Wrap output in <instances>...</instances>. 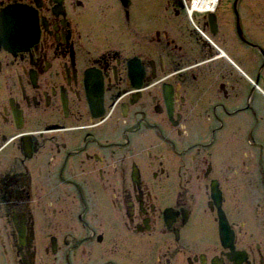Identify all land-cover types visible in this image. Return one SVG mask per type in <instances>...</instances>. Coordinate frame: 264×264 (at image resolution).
Returning <instances> with one entry per match:
<instances>
[{"label":"flooded vegetation","instance_id":"flooded-vegetation-1","mask_svg":"<svg viewBox=\"0 0 264 264\" xmlns=\"http://www.w3.org/2000/svg\"><path fill=\"white\" fill-rule=\"evenodd\" d=\"M190 3L0 0V264H264V0Z\"/></svg>","mask_w":264,"mask_h":264},{"label":"rangeland","instance_id":"rangeland-1","mask_svg":"<svg viewBox=\"0 0 264 264\" xmlns=\"http://www.w3.org/2000/svg\"><path fill=\"white\" fill-rule=\"evenodd\" d=\"M204 1V2H203ZM227 2H228V0H209L208 2H206L205 0H191V3H190V5L187 7V10H188V15L190 16V19L192 20V23H193V26L195 27V30L197 31H200V36L201 37H203V39L205 40V41H207V42H209V43H211V44H213L214 45V43H215V41H216V38H214V39H212L211 37H209L206 33L204 34V31L203 30H201V28H200V24H199V22H198V20H197V18L199 17V16H201V17H207V18H209L210 16H213V17H215L216 15L215 14H218V13H220V11H219V9H220V7L222 6V8H225L226 7V4H227ZM157 3H158V1L157 2H155L152 6L153 7H155V8H152V9H156V7H157ZM204 4V5H203ZM207 4H209L210 5V7H207V6H205V5H207ZM102 9V8H101ZM150 9V8H149ZM212 9V12H210V10ZM96 10V9H95ZM94 10V11H95ZM199 12H202V15H199ZM94 14H96L97 12H93ZM144 14V13H143ZM142 14V15H143ZM210 15V16H209ZM145 16H147V15H145ZM203 18H202V20H203ZM213 20V19H212ZM215 20V19H214ZM156 30H159L158 29V26L156 25V29H155V31ZM118 31V34L119 35H123V37H125L126 35L124 34V32L123 31H119V30H117ZM222 46H223V44H222ZM222 58H225V59H227L226 58V55L224 56V57H222ZM231 60V59H230ZM232 64V63H231ZM236 68V67H235ZM239 71H241V69L239 68L238 69ZM242 73V72H241ZM244 74V76L246 75V73H243ZM253 75V73L251 74V76H250V80H248V79H244V81H245V84H248L249 83V81H250V84L251 83H253V79H255V78H253L254 76H252ZM247 76V75H246ZM245 76V77H246ZM257 91H259V93L258 94H260V97H262L263 95H264V89L261 87H257ZM246 130V128L244 129V131ZM246 132V131H245ZM258 132V131H257ZM237 207L238 206H235V209H236V211H237ZM255 207H253L252 206V211H253V209H254ZM256 213H258V211L256 210ZM250 221H252L253 222V224H255V222H257V220H255L254 219V217H253V215H252V217H251V219H250Z\"/></svg>","mask_w":264,"mask_h":264},{"label":"bare ground","instance_id":"bare-ground-1","mask_svg":"<svg viewBox=\"0 0 264 264\" xmlns=\"http://www.w3.org/2000/svg\"><path fill=\"white\" fill-rule=\"evenodd\" d=\"M208 1H209V0H206V2H208ZM203 5H204V4H203ZM205 6H207V5H205ZM15 10H20V8H18V7H16V8H12V9L10 10V13L14 12ZM32 13H33V15H32ZM32 13H31V11L28 12V14L34 16V12H32ZM199 15H202V12H199ZM14 31L17 32L16 34H19V33L22 32V31H20V28H19V27L16 28ZM19 31H20V32H19ZM36 35H37V30H36ZM134 73L137 75L136 72H134ZM231 234H232L231 231H229V230H228L227 228H225V227H224V229L221 231L222 240H223V242H224V244H225L226 247H228V245H230V243H231V239H230Z\"/></svg>","mask_w":264,"mask_h":264},{"label":"built area","instance_id":"built-area-1","mask_svg":"<svg viewBox=\"0 0 264 264\" xmlns=\"http://www.w3.org/2000/svg\"><path fill=\"white\" fill-rule=\"evenodd\" d=\"M206 1V0H205ZM204 2V1H203ZM207 6H210L209 4H207Z\"/></svg>","mask_w":264,"mask_h":264}]
</instances>
